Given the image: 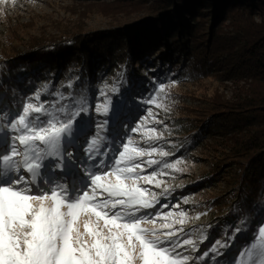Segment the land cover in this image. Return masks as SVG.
<instances>
[{"label":"snow or ice","instance_id":"6c2138e0","mask_svg":"<svg viewBox=\"0 0 264 264\" xmlns=\"http://www.w3.org/2000/svg\"><path fill=\"white\" fill-rule=\"evenodd\" d=\"M8 2L0 0V5ZM63 87L71 89L73 82ZM166 88L159 83L155 94L139 102L165 107L157 101L160 93L168 95ZM109 91L118 94L120 89L105 85L100 89L103 101L94 107L83 95L50 92L48 85L18 105L0 102V264H200L224 256L221 249H231V241L242 233L245 243L231 264H264V221L236 227L229 242L216 240L199 257L187 254L199 251L207 235L198 243L183 227L176 228L188 221V213L163 212L168 205L160 204L161 196L170 189L160 196L151 190L161 187L156 178L168 175L164 169L182 171L180 160L152 158L163 137L146 126V117L138 118L130 131L144 129L147 147L131 136L120 141L113 135ZM48 94L53 99H42ZM148 114L153 115L151 107ZM148 168L153 170L145 174Z\"/></svg>","mask_w":264,"mask_h":264},{"label":"trees","instance_id":"16d2710c","mask_svg":"<svg viewBox=\"0 0 264 264\" xmlns=\"http://www.w3.org/2000/svg\"><path fill=\"white\" fill-rule=\"evenodd\" d=\"M115 2L114 6L104 8L105 13L118 9L128 16L140 12H151V16L100 35L79 31L69 37L30 40L24 50L36 48L33 57L16 60L8 74L0 76L8 77L6 95L8 98L13 95L9 85L16 86L19 95L27 87L36 91L48 85L50 92L83 95L94 107L101 101L100 94L94 92L96 85L104 88L112 76L120 89L112 97L113 105L122 101L119 105L124 107L133 96L139 98L137 88L144 87L146 82L152 84L146 74L155 78L157 85L169 79L191 83L205 78L243 82L232 101L210 100L196 109L193 132L188 142H184L188 145L203 134L229 135L225 136L230 143L227 161L234 167L229 178H223L235 190L216 201L209 200L201 211L205 213L202 216L205 224L210 225L208 228L212 226L205 229L209 238L218 234L216 240L224 238L229 242L236 227L251 228L264 217V0ZM15 46L8 52L0 50V62L26 52ZM3 70L7 68L2 67ZM17 78L19 81H15ZM69 81L73 87H63ZM19 82L22 83L17 86ZM45 98L53 99L50 94ZM14 104L18 105L15 101ZM131 107L130 104L128 108ZM244 191L243 200L248 206L241 200ZM226 197L229 200L223 204ZM245 219L247 224L241 225ZM245 239L246 234H238L231 241L233 247L224 249V256L217 258L228 255L232 258Z\"/></svg>","mask_w":264,"mask_h":264},{"label":"rangeland","instance_id":"374dc122","mask_svg":"<svg viewBox=\"0 0 264 264\" xmlns=\"http://www.w3.org/2000/svg\"><path fill=\"white\" fill-rule=\"evenodd\" d=\"M114 4H116L115 0H15L14 4L9 0L7 4L0 5V8L3 9V11H0V50L8 52L10 51L9 49L12 50L14 45H16L14 48L24 50L29 45L30 40L49 37L58 38L62 35L69 37V34H78L79 31L90 35H100L105 31L115 30L116 27L125 28L141 17L134 16V18H131V16L119 12L118 9L115 10L116 12L105 13L104 8H110ZM119 10L123 11V9ZM130 18L131 23L126 24ZM34 50L37 49H26L24 50L26 52L16 54L10 59L0 62V76L1 74H8L10 65L15 63L16 60L33 57ZM47 57L43 58L47 60ZM2 67L7 68V70L2 71L3 73L1 72ZM139 70H141L140 66ZM130 72L133 73V76L138 77L136 72L131 70ZM146 76L152 81V84L146 82L144 87L139 90L133 87V90L136 89V94L139 98L133 96L124 107L119 105L122 101L115 104V115L113 116V122L110 124V129H115L112 134H118L120 141L131 136L133 141L141 147H147L148 145L143 143L141 135L144 129L137 133L130 131V128L136 125L138 118L146 117V126L148 128L155 127L156 133L161 134L163 137V139L156 142L158 151L152 155V158L162 160L164 163L180 160L177 167L182 169V171L176 172L172 169H164L163 171L168 173V175H158L156 178L162 181L161 187H153L151 190L160 196L164 188L170 189L166 197L161 196L160 204L168 205V208L162 209L163 212L166 213L170 210L179 212L183 210L188 213V221L183 225L176 224V228L183 227L185 232L191 233V238L198 243L203 235H207V239L199 244V251L192 252L189 250L187 252L188 255L194 258L199 257L204 251L211 248L219 235H213L210 239L207 231L205 232V229L210 225L205 224L203 215L197 219L196 214L204 213L201 211L206 209V203L209 200L216 201L229 195V192H234L235 189H230L229 187V180L223 178L225 176L229 178L228 176L233 172L234 165L230 167L229 161H227L228 144L230 143L225 136L229 135L211 137V135L206 136L203 134L201 135L202 137L196 138L194 142L188 145L187 143L184 144V142H188L193 132L191 127L194 123V117L198 114L196 109H201L210 100L232 101L243 82L217 81L213 78H205L197 83L176 79L164 80L163 83L168 85L165 90L168 95L165 97L164 93H160V99L157 102L164 104L165 107L157 108L139 102L142 99H148L149 96L157 91L155 78L153 79L149 74H146ZM7 78L3 79V77H0V102L9 106L12 105V101L13 104L14 101L20 104L28 95L30 96L34 93L35 89L27 87L24 94L19 95L15 91L16 86L9 85L13 95L10 93L11 97L8 98L6 95L8 92ZM19 78L23 79L22 76H19ZM15 81H19V79L17 78ZM172 81H176V83L173 85L171 84ZM22 82H19L17 86ZM115 82L116 80L111 76L109 83L107 81L109 90L113 85L118 87L117 83L114 84ZM4 86L7 87L5 88ZM94 92L97 95L100 94L99 85H96ZM109 95L112 98L115 94L109 91ZM14 97L15 99H13ZM42 99H46L45 96ZM100 99V102H102L103 98L101 97ZM130 104L132 109L128 108ZM150 107L155 119L163 121L162 124H156L153 115L148 114ZM97 119H103V117H97ZM124 124L128 125V127H123ZM165 124L167 128L164 127ZM161 151L174 155L162 157L160 155ZM147 158V156L144 157V159ZM152 170V168H148L145 174L150 173ZM245 193L244 191L241 196V200L244 203L246 202V200H243V198L245 199L243 194L246 196ZM185 199H187V203H184ZM228 200L229 197L224 198L223 204H226ZM177 204L179 208L173 209L172 206ZM244 206H248V204L245 203ZM157 209L160 210V205H157ZM233 209L234 207L230 209V212ZM238 209L240 208L238 207ZM260 221H264V217H260L252 227ZM157 223H163V221H158ZM211 228L212 226L208 229ZM185 238L188 237L186 236ZM220 241L225 242L224 238H221ZM241 247L242 245L239 246L237 251ZM221 251H224V249H221ZM231 260L232 258L228 255L223 259L216 258L215 262L208 258L200 262V264H231Z\"/></svg>","mask_w":264,"mask_h":264},{"label":"water","instance_id":"95a60500","mask_svg":"<svg viewBox=\"0 0 264 264\" xmlns=\"http://www.w3.org/2000/svg\"><path fill=\"white\" fill-rule=\"evenodd\" d=\"M130 16H131V18H132V17L134 18V16H137L138 18H139V16H141V17H144V16H151V12H140V13L132 14V15H130ZM141 17H140V18H141ZM131 18L127 20L128 23H126V24H130V23H131V22H130Z\"/></svg>","mask_w":264,"mask_h":264}]
</instances>
